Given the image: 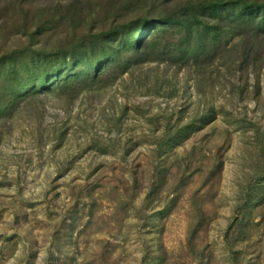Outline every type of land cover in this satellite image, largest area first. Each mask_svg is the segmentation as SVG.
<instances>
[{"label": "rangeland", "instance_id": "rangeland-1", "mask_svg": "<svg viewBox=\"0 0 264 264\" xmlns=\"http://www.w3.org/2000/svg\"><path fill=\"white\" fill-rule=\"evenodd\" d=\"M182 3L0 0V264H264V204L244 206L264 182V8L141 38ZM78 59L85 81L59 82Z\"/></svg>", "mask_w": 264, "mask_h": 264}, {"label": "trees", "instance_id": "trees-1", "mask_svg": "<svg viewBox=\"0 0 264 264\" xmlns=\"http://www.w3.org/2000/svg\"><path fill=\"white\" fill-rule=\"evenodd\" d=\"M183 3L176 7L173 11V15H169L166 18H158L156 20H145V24L147 27L146 32L141 36V38H151L153 35L164 33L165 29L168 27H173L177 30L179 34H181V39H189L193 37V32L203 33L205 28L211 32V35L216 36V28L214 20H228L230 25L239 24L238 22H245L251 18L252 13L254 11V18L260 16V9L264 8V0H182ZM232 7V11H235L236 14L232 12L226 14L225 11H228V7ZM225 10V11H224ZM264 11V10H262ZM219 12V13H218ZM219 14V15H218ZM226 14V15H225ZM210 15V17H209ZM264 16V12L262 13ZM260 21H264V18ZM242 22V23H243ZM205 26H204V25ZM205 27V28H203ZM223 31V30H222ZM219 36H222L220 33ZM137 44H129V49L137 48ZM246 49V48H245ZM82 63V60H76L75 64L70 66H64L62 70L59 71L58 81L62 83H71V82H83L86 78L83 76V72H76L75 68ZM120 63L119 57H117L116 52L106 53V56L103 60H101L98 70L100 72H104L110 68V66ZM93 69V68H91ZM89 73V72H87ZM207 115V114H206ZM205 114L202 116V121H206L208 118ZM208 123V121H206ZM205 123L202 122L200 125H196V121L192 120L190 123L184 126L177 127L176 130H172L170 127L167 128L164 136L170 134L171 136L167 139V144L170 143V148L176 146L180 142L184 141L191 134V130L195 131L201 129ZM160 147H162V143H160ZM193 151L196 150V147L192 148ZM161 156V154H160ZM218 163L216 166L220 169L223 166V161ZM161 171L155 173V179L153 182H166L167 181V173L163 174L162 177H158ZM164 173V172H163ZM159 186V185H158ZM156 184H153V190L158 188ZM247 202L244 204L245 209L249 210L251 208L261 206L264 204V182H250L249 186H247ZM193 209L197 212V216L194 217L193 228L191 231V238L193 239V235H196L200 229V225L204 223L203 213L201 207H199L198 202H193ZM259 224L264 225V214L261 217V221ZM237 228L244 232V227H248L249 223L244 218L238 219L236 223Z\"/></svg>", "mask_w": 264, "mask_h": 264}]
</instances>
